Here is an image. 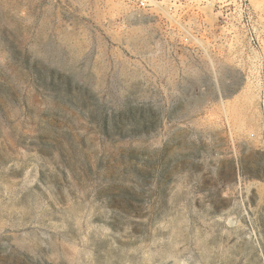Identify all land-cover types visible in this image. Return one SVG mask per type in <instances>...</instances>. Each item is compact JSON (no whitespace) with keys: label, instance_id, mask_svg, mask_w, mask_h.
Masks as SVG:
<instances>
[{"label":"rangeland","instance_id":"1","mask_svg":"<svg viewBox=\"0 0 264 264\" xmlns=\"http://www.w3.org/2000/svg\"><path fill=\"white\" fill-rule=\"evenodd\" d=\"M208 8L0 0V264H264V0Z\"/></svg>","mask_w":264,"mask_h":264},{"label":"built area","instance_id":"2","mask_svg":"<svg viewBox=\"0 0 264 264\" xmlns=\"http://www.w3.org/2000/svg\"><path fill=\"white\" fill-rule=\"evenodd\" d=\"M156 0H131L133 12L136 14H143L148 11L152 4ZM195 0H184V2L190 4L194 3ZM201 4L206 7L217 9L220 12H225V15L232 16H243L247 14V0H198ZM232 8V10H230Z\"/></svg>","mask_w":264,"mask_h":264},{"label":"bare ground","instance_id":"3","mask_svg":"<svg viewBox=\"0 0 264 264\" xmlns=\"http://www.w3.org/2000/svg\"><path fill=\"white\" fill-rule=\"evenodd\" d=\"M155 3V2H154ZM208 9H210V8H208ZM184 28V27H183Z\"/></svg>","mask_w":264,"mask_h":264}]
</instances>
